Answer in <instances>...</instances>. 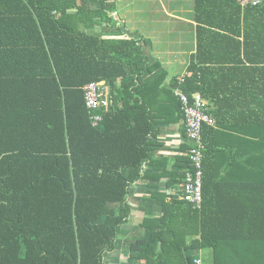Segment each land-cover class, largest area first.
I'll return each instance as SVG.
<instances>
[{
	"label": "trees",
	"instance_id": "16d2710c",
	"mask_svg": "<svg viewBox=\"0 0 264 264\" xmlns=\"http://www.w3.org/2000/svg\"><path fill=\"white\" fill-rule=\"evenodd\" d=\"M113 6L0 0V264H104L131 213L130 186L147 176L159 145L147 98L162 92L173 100L177 91L216 104L207 110L213 124L201 125L202 201H161V214L143 220L148 239L132 241L121 264H194L202 249L211 250L212 264H264V183L249 186L260 190L256 200L222 215L210 143L223 128L243 133L255 148L234 176L264 179V0H193L194 62L169 87L160 62H148L139 41L112 21ZM234 59L246 77L232 93L248 98L228 104L225 89L209 94L204 70ZM89 82L100 86L106 107L87 108ZM174 109L186 141L174 170L181 183L192 142L179 100Z\"/></svg>",
	"mask_w": 264,
	"mask_h": 264
},
{
	"label": "crops",
	"instance_id": "0c3cea01",
	"mask_svg": "<svg viewBox=\"0 0 264 264\" xmlns=\"http://www.w3.org/2000/svg\"><path fill=\"white\" fill-rule=\"evenodd\" d=\"M113 7L108 13L112 21L121 26L123 36L139 41L148 62H160L167 72L165 84L168 87L173 84L174 78L187 73V67L194 62L196 49L193 0H114ZM226 54L234 58L232 53ZM209 66L210 69L204 70L209 94L214 95L218 89H225L230 92L227 94L228 104H239L244 96L248 98V91L246 95L243 92V96L232 93L237 87L236 80H244L246 77L241 63L234 59L233 63H227L225 67L216 70L212 69L213 65ZM214 80L220 85L213 87ZM246 81L248 83V79ZM152 94L147 100L153 106V113L157 114L155 126L159 145L153 149L152 160L144 167L147 176L130 186L127 201L132 210L127 222L119 231L116 247L106 255L104 264H121L132 241L148 239L145 232L150 228L143 226L144 218L158 217L161 214L160 202L178 197L182 189V182L177 183L174 175V170L181 165L179 158L186 153L184 122L179 112L174 109L178 99L175 96L176 99L170 100L171 95L167 96L162 92H157V97ZM194 95L200 96L199 93ZM204 102L208 111L216 106L212 99ZM242 134L235 129L223 128L216 131L210 139L215 150L211 167L213 172H216L212 194L221 207H224L220 213L226 216L238 212L241 202L256 200L255 195L260 190L251 189L250 185L264 183L263 178L234 176L238 170L245 168L246 157L251 153V147L253 150L255 148L242 139L246 138ZM235 153L237 161L233 160ZM169 172L172 173L171 176H168ZM160 173L163 174L161 177ZM197 258H200L201 264H212L210 249L200 250Z\"/></svg>",
	"mask_w": 264,
	"mask_h": 264
},
{
	"label": "built area",
	"instance_id": "2783aa9c",
	"mask_svg": "<svg viewBox=\"0 0 264 264\" xmlns=\"http://www.w3.org/2000/svg\"><path fill=\"white\" fill-rule=\"evenodd\" d=\"M261 0H238L240 5H255ZM183 81V78L180 79ZM84 99L86 106L89 109L95 110L100 107H106V98H103V91L95 82H89L84 87ZM179 100L182 114L185 119V131L192 146L188 149V157L190 160V168L185 172L182 189L178 195V199H182L192 207H199L202 201V143L200 139L202 123L213 124L214 120L207 112L206 104L199 95L192 96V100L182 93L177 91L175 93ZM101 116L95 115L92 117L94 123L98 122ZM194 264H201L200 258L194 259Z\"/></svg>",
	"mask_w": 264,
	"mask_h": 264
}]
</instances>
